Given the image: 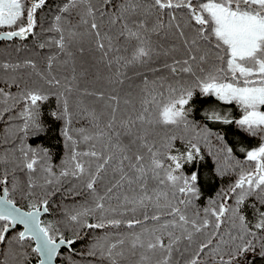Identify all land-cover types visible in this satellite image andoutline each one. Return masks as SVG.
<instances>
[{
	"label": "snow or ice",
	"instance_id": "1",
	"mask_svg": "<svg viewBox=\"0 0 264 264\" xmlns=\"http://www.w3.org/2000/svg\"><path fill=\"white\" fill-rule=\"evenodd\" d=\"M0 264H264V0H0Z\"/></svg>",
	"mask_w": 264,
	"mask_h": 264
},
{
	"label": "trees",
	"instance_id": "2",
	"mask_svg": "<svg viewBox=\"0 0 264 264\" xmlns=\"http://www.w3.org/2000/svg\"><path fill=\"white\" fill-rule=\"evenodd\" d=\"M232 110H233V113H234V114L238 111V109H236V108H234V107H233ZM197 118H199V117L197 116ZM220 127H224V126H220ZM228 134H229V137H232V131H231V130H229V133H228ZM252 143H255V141H252Z\"/></svg>",
	"mask_w": 264,
	"mask_h": 264
}]
</instances>
